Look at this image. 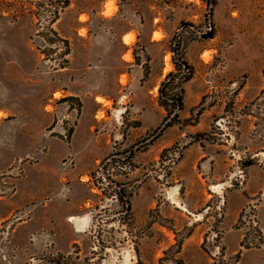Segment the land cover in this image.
<instances>
[{
	"label": "rangeland",
	"instance_id": "rangeland-1",
	"mask_svg": "<svg viewBox=\"0 0 264 264\" xmlns=\"http://www.w3.org/2000/svg\"><path fill=\"white\" fill-rule=\"evenodd\" d=\"M210 1L70 0L59 67L0 0V264H264V0ZM178 33L193 75L160 132L158 74L127 71L173 70Z\"/></svg>",
	"mask_w": 264,
	"mask_h": 264
},
{
	"label": "trees",
	"instance_id": "trees-1",
	"mask_svg": "<svg viewBox=\"0 0 264 264\" xmlns=\"http://www.w3.org/2000/svg\"><path fill=\"white\" fill-rule=\"evenodd\" d=\"M8 6H13L16 10L23 9V11L29 12L32 16L36 17L38 24L40 26L37 35L46 44L53 45L57 41H61V54L62 60L57 62L59 67H66L69 63V59L66 57L70 53V45L67 39L62 38L58 32L52 27L53 23L59 18L60 13L69 5L70 0H1ZM122 2H127L129 0H121ZM156 2H161L163 4H171L177 0H153ZM215 0H211L210 3L213 6ZM29 11H28V10ZM210 13H212V8H210ZM192 25L191 23H184ZM52 35V36H50ZM176 37L179 39L176 40ZM181 35L178 33L174 34L171 41L170 49L173 53V64L174 69L166 73L164 78L160 81L158 87V104L164 109L165 115L160 123V132L168 127L175 124L181 123V118L179 115V110L183 107V94L184 86L183 84L189 81L193 75V66L185 59L184 47ZM57 40V41H56ZM41 53L47 56L53 48H48L44 46L39 47ZM56 59V58H54ZM149 74V69L144 68V77ZM122 197V196H121ZM129 206V204H128Z\"/></svg>",
	"mask_w": 264,
	"mask_h": 264
},
{
	"label": "crops",
	"instance_id": "crops-1",
	"mask_svg": "<svg viewBox=\"0 0 264 264\" xmlns=\"http://www.w3.org/2000/svg\"><path fill=\"white\" fill-rule=\"evenodd\" d=\"M156 58V56H152V58H150V62H151V68H150V72H149V79L148 81H150V75L151 74H155L157 73V80H158V84L160 83V81L164 78V76L166 75V72L162 71H157L156 67L154 66V59ZM128 75H129V83L132 85L135 84H140L141 80H143V68H142V64L137 63L135 67H133L132 69L127 71ZM144 83L146 82L145 80H143ZM202 181L205 185L210 186L211 185V181L212 179L210 177H207L204 175V177L202 176ZM212 190V188L208 187V190Z\"/></svg>",
	"mask_w": 264,
	"mask_h": 264
},
{
	"label": "bare ground",
	"instance_id": "bare-ground-1",
	"mask_svg": "<svg viewBox=\"0 0 264 264\" xmlns=\"http://www.w3.org/2000/svg\"><path fill=\"white\" fill-rule=\"evenodd\" d=\"M108 12H109V11H108ZM154 37H155V38H158V37H159V34H157V33L155 32ZM123 40H124V43H130V42H131V41H130V37H129L128 35H125ZM203 55H204V56H207V53H203ZM124 56H125V55H124ZM208 57H209V56H208ZM124 58H125L126 60H129V59H130V57H129L128 55H126ZM204 58H205V57H204ZM205 59H206V58H205ZM165 64H166V70L170 69L171 66H172V64H171V62H170V55H169V54L165 56ZM120 82H124V79H120ZM54 96H55V97L59 96V95H58V92H55V93H54ZM96 100L101 102V101L104 100V98L98 95V96L96 97ZM106 103H108V102H106ZM83 179L86 180V179H87V176H85ZM178 205H179V204H178ZM73 218H74V217H70L69 219L72 220Z\"/></svg>",
	"mask_w": 264,
	"mask_h": 264
}]
</instances>
